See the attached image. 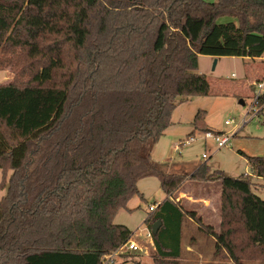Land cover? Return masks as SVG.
Segmentation results:
<instances>
[{
	"label": "trees",
	"instance_id": "16d2710c",
	"mask_svg": "<svg viewBox=\"0 0 264 264\" xmlns=\"http://www.w3.org/2000/svg\"><path fill=\"white\" fill-rule=\"evenodd\" d=\"M201 55L262 58L264 0H0V70L14 75L0 85V264H102L133 236L114 218L150 177L167 197L145 221L162 223L155 264H181L186 218L218 259L264 262V156L240 178L152 157L177 107L210 95ZM193 126L213 132L204 112ZM186 180L220 184L218 231L174 198Z\"/></svg>",
	"mask_w": 264,
	"mask_h": 264
},
{
	"label": "rangeland",
	"instance_id": "374dc122",
	"mask_svg": "<svg viewBox=\"0 0 264 264\" xmlns=\"http://www.w3.org/2000/svg\"><path fill=\"white\" fill-rule=\"evenodd\" d=\"M231 20L226 17L219 19V22ZM261 67L264 68V61L261 58L247 60L238 57L199 56L198 72L206 75L211 88L210 95L183 102L173 112L172 125L152 149L153 159L164 171L171 174H190L201 164H207L212 171H219L235 178L246 174L253 177L247 157L264 156V108H260L259 113L256 114L258 106L252 107L254 91L249 86L248 76ZM13 81L14 75L10 69L0 70V85L10 84ZM199 112L205 113V123L211 131L232 136L229 145L218 148L214 140H205V134L194 129L193 121ZM226 122L229 124L226 125ZM191 137L195 138L194 142L182 144ZM9 174L4 176V172L0 169V184L4 179L8 182ZM252 180L258 184L254 192L264 200V190L260 186L262 180L256 177ZM137 186L144 200L139 197L133 199L129 203L131 211L118 210L114 221L134 232L133 240L139 243L142 250L127 254L124 259L118 260L117 264H155L153 258L155 247L147 241L148 226L145 220L151 213L150 207L162 201L165 194L160 180L155 177L142 179ZM5 191V189L0 191V197L6 193ZM203 191L184 183L174 193V198L181 205L184 204L185 211L195 210L198 209L197 204H194L189 194L201 195ZM211 193H213L212 200L215 201L217 197L215 189ZM182 249L181 264H200L196 254L205 258L204 264H211V261L233 264L215 258L214 238L200 231L198 224L188 218L183 224ZM247 264H264V262L253 261Z\"/></svg>",
	"mask_w": 264,
	"mask_h": 264
},
{
	"label": "crops",
	"instance_id": "0c3cea01",
	"mask_svg": "<svg viewBox=\"0 0 264 264\" xmlns=\"http://www.w3.org/2000/svg\"><path fill=\"white\" fill-rule=\"evenodd\" d=\"M263 73H264V68L261 67V69H259V70L257 69L255 71H253L252 74L248 76L249 86L251 87V89L253 91L255 88L254 83L262 77ZM190 174H192V173H190ZM185 183L189 184L190 187H191V185L195 186L198 189H200L201 191H203V189H206L203 191V193L201 195H199L198 193L197 194L193 193V195H192L190 192H188V193H190L189 196H191L193 198V202H195L194 204H197L198 209H195V210L194 209H191V210L187 209L186 211L195 212L197 217L202 219L204 224L211 226L216 231H218L220 229V223H221V215H220V190H221V188H220V184H217L218 182L201 183V182H196V181H191V180H186ZM214 189H215V196H217L215 201L212 200L213 199L212 198L213 193H211ZM166 198L167 197L165 195V197L162 201L157 202L155 204V206H151V207H156V209H157L160 206V204H162ZM214 202H215V204H214ZM182 206L186 209L184 204H182ZM150 214L151 213H149L148 216ZM188 219H190V218H188ZM190 220H192V219H190ZM200 231H202V230H200ZM215 253H216V248H215ZM196 258L200 264H204L205 258L202 255L196 254ZM215 258L218 259L216 256H215ZM211 264H219V263H217L215 261H213V262L211 261Z\"/></svg>",
	"mask_w": 264,
	"mask_h": 264
},
{
	"label": "built area",
	"instance_id": "2783aa9c",
	"mask_svg": "<svg viewBox=\"0 0 264 264\" xmlns=\"http://www.w3.org/2000/svg\"><path fill=\"white\" fill-rule=\"evenodd\" d=\"M260 59V58H259ZM262 61H264V56L261 58ZM254 97H253V103L252 107L258 106V111L256 114L260 111V108H264L263 106H260V101L264 98V73L262 77L254 83ZM229 122H226V125H228ZM212 139L214 140L218 148H223L230 144L232 136L229 135H218L213 132L205 133V140ZM195 141L194 137H191L187 141L183 142L182 144H189ZM205 158V156H203ZM156 210V207H150V211ZM135 237V234L131 237L129 241H127L124 245H122L117 251L112 252L108 256H105L102 264H117L118 260L124 259L123 256L131 253H137L142 250L139 243L135 242L133 238ZM148 243H150L152 246H154V240H153V234L151 230H148V235L146 236Z\"/></svg>",
	"mask_w": 264,
	"mask_h": 264
},
{
	"label": "water",
	"instance_id": "95a60500",
	"mask_svg": "<svg viewBox=\"0 0 264 264\" xmlns=\"http://www.w3.org/2000/svg\"><path fill=\"white\" fill-rule=\"evenodd\" d=\"M215 63H216V61H215ZM161 225H162V223L160 221H158L157 223H155L153 225V227L151 229V232H152L153 236L158 234V231L161 228Z\"/></svg>",
	"mask_w": 264,
	"mask_h": 264
}]
</instances>
